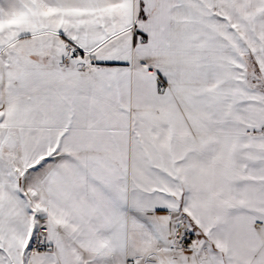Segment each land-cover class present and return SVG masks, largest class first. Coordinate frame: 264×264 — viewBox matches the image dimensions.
<instances>
[{"label": "snow or ice", "instance_id": "1", "mask_svg": "<svg viewBox=\"0 0 264 264\" xmlns=\"http://www.w3.org/2000/svg\"><path fill=\"white\" fill-rule=\"evenodd\" d=\"M0 264H264V0H0Z\"/></svg>", "mask_w": 264, "mask_h": 264}]
</instances>
